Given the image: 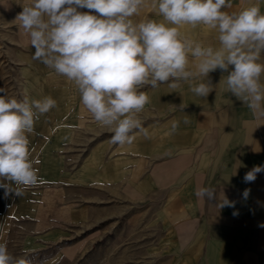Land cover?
I'll return each mask as SVG.
<instances>
[{
    "label": "crops",
    "instance_id": "obj_1",
    "mask_svg": "<svg viewBox=\"0 0 264 264\" xmlns=\"http://www.w3.org/2000/svg\"><path fill=\"white\" fill-rule=\"evenodd\" d=\"M145 4L152 15L136 17L135 22L162 21L157 0H146ZM252 5L264 13V0H231V7L224 10L239 13ZM179 31L182 39L191 40L194 45L220 47L217 29L200 24L181 25ZM258 62L264 64V52ZM197 63L189 53L188 68L196 72ZM227 75L220 69L209 73L211 91L204 97L190 90L206 82L202 76L180 81L175 89L168 83L156 88L143 86L140 90L148 94L149 103L137 118L148 135L136 132L132 144L121 146L111 142L114 132L110 127L99 124L88 128L94 135L88 141L84 169H78L72 177L64 171L63 158L58 160L42 153L41 141L29 140L30 159L38 161L34 166L43 185L39 190L28 188L20 197L5 196L0 188V242L7 233L9 218L24 221L34 216L42 223L50 207L61 214V223L67 207L63 201L68 196H89L93 200L99 199L96 196H113L142 206L150 202L156 218L154 226L167 230L168 248L174 253L169 264H264V227H260L264 224V173L257 174L254 182L243 180L254 166L264 165V113L254 112L230 93ZM260 82L264 84V73ZM53 87L60 89L56 84ZM71 89V114L85 113L78 88ZM65 105L56 103L54 117L44 114L38 119L74 121L75 117L66 116L69 112L63 114ZM174 122L178 124L175 132ZM44 128L37 135L43 134ZM60 133L62 129L56 130V135ZM101 134L103 140L94 139ZM55 139L58 148L66 140L64 135ZM38 147L40 154L33 155L38 153ZM49 177L63 186L49 192L44 185ZM82 184L86 189L81 188ZM199 187L215 189L218 201L226 196L234 207L219 208L216 200L198 198L195 193ZM245 189H250L247 199L242 195ZM70 209L67 208V217L79 222L80 210Z\"/></svg>",
    "mask_w": 264,
    "mask_h": 264
},
{
    "label": "clouds",
    "instance_id": "obj_2",
    "mask_svg": "<svg viewBox=\"0 0 264 264\" xmlns=\"http://www.w3.org/2000/svg\"><path fill=\"white\" fill-rule=\"evenodd\" d=\"M145 2L32 0L16 20L30 38L33 59L75 83L82 104L97 122L114 132L113 144H132L136 132L148 135L137 118L149 103L148 94L140 90L143 86L168 83L175 89L180 81L202 76L206 82L190 90L204 97L211 91L209 73L217 69L228 73L231 94L254 112L264 113V84L260 82L264 64L258 62L264 52V13L259 6L229 14L224 9L231 7V0H157L162 21L134 22L132 17ZM200 24L218 30L219 48L181 38L179 26ZM189 53L198 61L196 72L188 68ZM56 103L51 96L32 101L0 96V188L5 196L20 197L42 182L34 166L38 161L30 159L28 134L34 133L39 116ZM177 128L174 122L172 131ZM259 173H264V165L249 170L244 182H254ZM195 194L216 200L219 208L234 207L226 196L218 201L213 188L199 187ZM249 194L250 189L242 193L244 199ZM0 264L33 262L26 256H13L7 243L0 242Z\"/></svg>",
    "mask_w": 264,
    "mask_h": 264
},
{
    "label": "rangeland",
    "instance_id": "obj_3",
    "mask_svg": "<svg viewBox=\"0 0 264 264\" xmlns=\"http://www.w3.org/2000/svg\"><path fill=\"white\" fill-rule=\"evenodd\" d=\"M31 3L32 0H0V88L4 89L0 96L6 94L8 98H27L29 101L51 96L57 103H66L63 114L69 112L66 116L75 117L74 121L58 119L46 122L38 119L34 133L28 134V137L33 143L41 141L42 153L47 152L58 160L63 158L64 171L72 177L75 171L84 169V159L88 156L90 145L88 141L94 135L88 128H97L101 123L89 114L86 107L84 110L82 108L85 113L72 115L74 89L71 87H77L75 83L33 59L34 48L30 38L16 20L23 6ZM144 5L139 14L132 17L134 22L136 17L152 15L148 5ZM55 84L60 89L54 88ZM55 107L51 109L53 113L51 110L45 113L47 118L48 115L49 118L54 117ZM41 125L45 127V133L39 136L37 133ZM58 129H62V133L56 135ZM63 135L66 140L59 148L55 147V138ZM94 139L103 140V134ZM39 147L36 149L38 153L33 155L40 154ZM54 182L51 177L45 182L49 192L62 183ZM42 185L40 183L30 188L39 190ZM80 186L84 189L87 187L83 184ZM68 197L65 196L63 201L67 207L61 223V214L50 207L47 215H43L42 223L34 216L24 221V218H9L7 233L3 234L5 237L1 240L7 243L9 253L17 258L26 256L33 264H41V261L47 264H169L174 253L168 248L167 230L154 226L156 222L153 219L156 218L152 216L150 202L142 206L113 196H96L98 201L88 199L89 196ZM67 208L80 210L79 222L76 218L73 222V218L67 217Z\"/></svg>",
    "mask_w": 264,
    "mask_h": 264
}]
</instances>
